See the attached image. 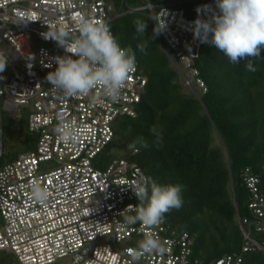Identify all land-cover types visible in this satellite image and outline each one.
Listing matches in <instances>:
<instances>
[{"label":"built area","instance_id":"1","mask_svg":"<svg viewBox=\"0 0 264 264\" xmlns=\"http://www.w3.org/2000/svg\"><path fill=\"white\" fill-rule=\"evenodd\" d=\"M141 2L131 5L130 0H120L117 8L115 0H0V51L10 55L9 65L0 73L2 109L13 118L26 112L29 134L35 137L33 150L0 168V253L15 255L19 264H137L129 250L143 239L141 225H127L124 216L135 215L134 209H126L139 203L130 186L143 184L149 176L136 163L126 159L106 163L103 155L115 137L117 120L138 117L148 76L136 61V70L116 102L103 97L99 89L87 96L61 98L45 79L55 63L51 69L44 65L64 55V50L41 34L48 31L47 25H55L76 35V18L84 16L103 19L115 36L111 22L120 15L145 13L149 19L164 15L165 28L157 35L161 48L183 88L194 95L195 88L205 93L196 64L202 42L194 38L192 25L198 17L211 15L198 14L197 8L215 9V0ZM122 7L127 11L120 13ZM29 14L35 21L23 25L21 16ZM151 21L155 26L156 21ZM30 54L31 67L26 60ZM94 96L99 100L94 101ZM61 116L76 126L75 145L57 138ZM32 180L50 190L47 203L30 197ZM244 182L250 193V217H238L244 237L241 252L206 263L193 257L194 237L173 231L164 219L155 232L169 251L145 256L138 264H252L245 255L264 251L254 239L256 232H264V194L261 178L249 168Z\"/></svg>","mask_w":264,"mask_h":264},{"label":"trees","instance_id":"2","mask_svg":"<svg viewBox=\"0 0 264 264\" xmlns=\"http://www.w3.org/2000/svg\"><path fill=\"white\" fill-rule=\"evenodd\" d=\"M115 3L119 8L120 0ZM126 11L122 7L120 13ZM137 19L146 20L145 35L136 32ZM111 27L119 44L133 49L149 80L138 117L117 120L103 158L106 163L126 159L158 184L182 186V206L170 210L165 219L173 231L194 237L193 257L210 263L241 252L244 237L238 217H250L246 168L261 178L264 194V59L254 60L257 71L249 72L246 61L233 64L215 45L202 42L196 64L207 90L198 98L184 92L145 14L125 13L113 19ZM138 45L145 46L143 52ZM0 115L4 136L6 130L17 129L18 136L27 139L26 115L19 118V126L7 122L4 111ZM22 145L24 152L34 149L27 141ZM17 153L11 152L5 163L0 160V168ZM254 239L264 246V232H256ZM245 258L264 264V251Z\"/></svg>","mask_w":264,"mask_h":264},{"label":"clouds","instance_id":"3","mask_svg":"<svg viewBox=\"0 0 264 264\" xmlns=\"http://www.w3.org/2000/svg\"><path fill=\"white\" fill-rule=\"evenodd\" d=\"M201 12L211 15L208 19L198 17L193 22L194 38L215 45L233 64L246 61V70L255 73L257 68L253 61L264 59L261 56L264 49V0H215V9L204 5L197 8V13ZM162 16L164 15L158 19L151 18L156 21L153 37L165 28ZM31 21H35L31 14L26 18L21 16L23 25ZM134 23L136 32L145 35L146 20L137 19ZM47 27L48 31L41 34L43 38L54 41L64 50V55L55 56L51 63L44 65L49 69L53 67V62L56 65L45 77L54 92L61 98L71 99L87 96L99 89L103 97L113 102L118 101L121 90L136 70V55L133 49L130 46L122 48L110 31L109 24L103 19L78 16L76 35L64 26ZM137 47L141 52L144 51V45ZM9 57V54L0 51V73H4L9 65ZM26 60L31 67L34 56L30 54ZM2 79L4 77L0 75V80ZM93 100L97 101L99 97L94 96ZM55 132L57 138L66 145H75L79 140L75 124L64 116L59 118ZM28 187L30 197L34 201L40 204L48 202L51 192L39 180H32ZM130 187L139 203L127 207L126 210L134 209L135 215H125L124 221L127 225H141L143 239L138 242L136 248L129 250L133 261L138 264L145 256H163L169 251L155 229L164 222L165 215L170 210L182 206V186L161 185L145 178L143 184H133Z\"/></svg>","mask_w":264,"mask_h":264},{"label":"rangeland","instance_id":"4","mask_svg":"<svg viewBox=\"0 0 264 264\" xmlns=\"http://www.w3.org/2000/svg\"><path fill=\"white\" fill-rule=\"evenodd\" d=\"M139 2V5L142 3L141 0H136ZM145 13H141V15H144ZM184 92L194 95L193 92L185 90ZM201 91H198L197 88H195V96L200 95ZM196 96V97H197ZM2 108L0 107V114L2 112ZM5 118L7 122H10V124L17 126L19 123L18 120H20L19 118H13L8 116L5 112ZM21 116L23 117L24 115L27 116L26 112H20ZM28 119V118H27ZM19 126V125H18ZM4 136V135H3ZM24 136L19 137L18 136V130L17 129H13L10 133L6 130L5 136H4V152L1 158V163H5L8 160V155L12 152H15L17 154H22L24 152V147H23V143L24 142H28L30 145H34L35 147V141H31L32 137L29 134L28 136H26V140L25 138H23ZM35 138V137H33ZM2 222V218L0 216V224ZM19 264L17 258L15 257V255L13 254H7L5 252H1L0 253V264Z\"/></svg>","mask_w":264,"mask_h":264},{"label":"water","instance_id":"5","mask_svg":"<svg viewBox=\"0 0 264 264\" xmlns=\"http://www.w3.org/2000/svg\"><path fill=\"white\" fill-rule=\"evenodd\" d=\"M3 152H4V136H3V124L0 115V160L2 158Z\"/></svg>","mask_w":264,"mask_h":264}]
</instances>
